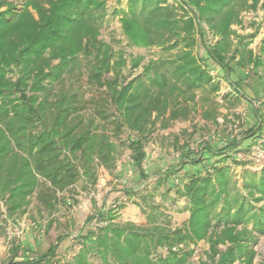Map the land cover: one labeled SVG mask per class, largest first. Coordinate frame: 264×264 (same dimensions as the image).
<instances>
[{
  "label": "trees",
  "instance_id": "trees-1",
  "mask_svg": "<svg viewBox=\"0 0 264 264\" xmlns=\"http://www.w3.org/2000/svg\"><path fill=\"white\" fill-rule=\"evenodd\" d=\"M258 6L264 9V0H126L117 12L129 43L167 53L152 57L140 75L126 80L122 54L113 60L111 46L99 37L106 0H24L20 9L0 0V221H16L32 197L51 211L59 193L79 180L85 188L94 186L95 166L113 169L119 147H126L132 165L145 176L147 137L186 119L198 90L219 89L209 67L200 64L199 46L229 78L232 25L242 23V11ZM202 25L218 37L212 46ZM234 51L240 54L237 65L253 63L264 75V46L260 55L250 48ZM80 59L88 61L86 81L99 95L84 97L77 79L53 91ZM140 60H132V67ZM238 143L230 140L217 153L236 150L233 154L219 155L210 168L197 169L181 186L163 192L174 189L185 199L188 214L180 224L171 226L159 203L148 204L141 225L116 221V208L102 204L86 222L94 218L103 224L75 237L80 246L70 258H56L59 240L42 255L14 262L20 247L12 244L6 264H94V259L99 264H256L253 244L264 235V167L243 168L239 187L235 167L245 162L237 158ZM199 149L192 156L182 153L181 165L200 168L203 152H214L207 142ZM167 174L179 172L173 168ZM156 183L163 186V178ZM201 240L209 250L206 261L196 263L190 245Z\"/></svg>",
  "mask_w": 264,
  "mask_h": 264
},
{
  "label": "rangeland",
  "instance_id": "rangeland-1",
  "mask_svg": "<svg viewBox=\"0 0 264 264\" xmlns=\"http://www.w3.org/2000/svg\"><path fill=\"white\" fill-rule=\"evenodd\" d=\"M7 1L20 9L24 0ZM121 7L126 8V0H106L107 14L100 27L99 37L111 46L113 60L122 54L126 61L122 74L129 80L142 73L149 59L167 53H162L160 48L147 50L142 46L130 44L122 31L121 15L117 12ZM241 19V24L232 25L235 34L231 36V50L226 59L234 71L229 78L225 76L224 70L208 58L203 47L199 46L198 54L202 57L200 64L209 67L219 89L213 92L208 86L205 90H198L195 109L186 119L174 121L167 129L156 130L147 137L145 158L142 162L146 175L141 176L132 165L130 152L123 146L118 148L113 169L95 166V185L85 188L86 182L79 180L69 190L59 193L60 200L56 202L53 210L39 207L35 197H32L27 211L16 221H0V264H6L10 259L12 244H19L20 247L18 256L13 258L14 262L42 255L59 240L61 241L56 258H70L80 246V241L75 237L103 224L94 218L86 222V218L93 216L102 204L106 208H116V221L141 225L146 222L148 204L159 203L165 212L169 213L168 216L173 221L171 226L180 224L188 214L183 210L185 199L177 197L174 189L168 195L163 192L176 184L181 186L182 181L187 180L188 175L196 173L197 169L204 171L210 168L217 159L222 158L219 155L223 156L229 152L233 154L236 150H226L221 154L217 152L227 147L234 138L240 142L237 158L245 162L235 167L233 178L239 187L243 168L260 171L264 167V75L260 67L254 69L253 63L237 65L235 60L240 54L234 51L235 48L238 51L250 48L254 54H261L264 46V9L258 6L255 10H244L241 12ZM202 27L206 31L207 45L212 46L218 37L208 31L205 25ZM231 56H235V59ZM137 57H141V60L139 65L133 68L132 60ZM86 63V59L79 61L76 70L67 73L62 82L54 85L53 91L67 88L77 79L78 91L83 93L84 97H97L99 91L86 81ZM258 119L261 121L258 122ZM257 122L258 127L255 128ZM250 130L252 131L249 132ZM120 137L124 139L125 135ZM202 142L209 143L215 153L204 151L200 168L199 165H181L182 153H188L190 156L198 153ZM227 162L234 164L231 159ZM173 168L179 172L176 177L167 174ZM158 178H163V186L156 185ZM190 247L194 249L191 261H206L208 242L201 240ZM224 247L219 245L221 249ZM253 248L254 262L264 264V235L258 237ZM93 263L99 264L96 259Z\"/></svg>",
  "mask_w": 264,
  "mask_h": 264
}]
</instances>
